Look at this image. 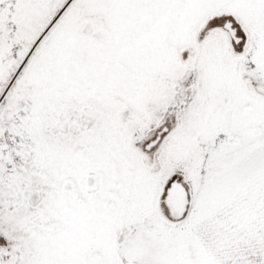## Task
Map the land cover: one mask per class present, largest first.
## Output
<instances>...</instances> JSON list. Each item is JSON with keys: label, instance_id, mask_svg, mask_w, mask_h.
Listing matches in <instances>:
<instances>
[{"label": "snow or ice", "instance_id": "6c2138e0", "mask_svg": "<svg viewBox=\"0 0 264 264\" xmlns=\"http://www.w3.org/2000/svg\"><path fill=\"white\" fill-rule=\"evenodd\" d=\"M0 264H264V0H0Z\"/></svg>", "mask_w": 264, "mask_h": 264}]
</instances>
